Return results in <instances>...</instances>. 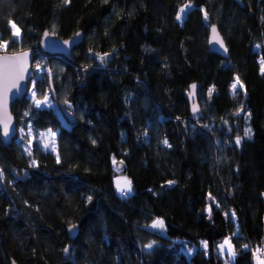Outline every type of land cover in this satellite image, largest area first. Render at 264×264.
<instances>
[{"label":"trees","instance_id":"1","mask_svg":"<svg viewBox=\"0 0 264 264\" xmlns=\"http://www.w3.org/2000/svg\"><path fill=\"white\" fill-rule=\"evenodd\" d=\"M240 1L0 0V43L35 53V100L48 94L75 121L27 95L11 105L18 130L56 133L55 153L36 141L25 152L26 136L0 140V264H226L224 240L230 264L253 263L264 234V0ZM212 25L226 59L208 49ZM44 32L82 42L69 57L43 53ZM157 220L164 234L149 228Z\"/></svg>","mask_w":264,"mask_h":264},{"label":"water","instance_id":"2","mask_svg":"<svg viewBox=\"0 0 264 264\" xmlns=\"http://www.w3.org/2000/svg\"><path fill=\"white\" fill-rule=\"evenodd\" d=\"M241 5L240 0H234ZM208 33V49L210 52L219 55L220 57L226 59L228 57L227 50L225 47L224 40L219 33V29L212 25L209 27ZM213 28H215V36L218 37L214 39ZM40 51L47 54H56L64 57H69L71 50L80 45L82 42V34L77 32L74 36L69 38V40H62L59 38L52 37L48 32H44L40 40ZM34 51L31 49L18 51L11 54H1L0 55V140L4 145H9L12 140L16 137L17 130L15 119L11 113V105L24 96L27 95L29 84L34 74L32 72V62ZM192 85L196 87L193 89ZM53 87L49 84V93L51 97H54ZM197 84H191L189 87L188 94L185 95L187 103L189 106L190 119L192 121H197L202 116L200 106L197 101ZM63 117L72 124L74 118L70 114L69 110H65L63 106H59ZM7 124V133H5L4 125ZM116 169H123L121 162L115 163ZM76 229L69 232V237L71 240L74 239L76 235ZM66 248L64 257L68 255ZM11 264H16L11 261Z\"/></svg>","mask_w":264,"mask_h":264},{"label":"rangeland","instance_id":"3","mask_svg":"<svg viewBox=\"0 0 264 264\" xmlns=\"http://www.w3.org/2000/svg\"><path fill=\"white\" fill-rule=\"evenodd\" d=\"M192 8V5H186V6H183L178 15H179V19L178 21L181 22L182 19L185 17V14ZM183 9V11H181ZM11 29L13 30L12 31V35H13V39L14 40H19V35H15V32H16V29L17 28H13L11 26ZM1 54H11V52H8L7 50V43H0V55ZM35 72L37 73V75L39 74L40 70L39 69H35ZM33 81L29 84V89H28V93H27V96L30 97L29 99H31L32 102H34L35 106L38 107V108H50V109H54L56 111V113L59 115V117H61L62 119V116H61V113L59 112L60 110H58L56 104L51 100L52 98H50V96L48 94L45 95V99H42V100H35V93L33 91ZM233 85H235V88L233 87V91H237V90H241L242 91V85L239 84V82L237 80H235L233 82ZM65 120H64V124H65ZM16 136H17V139H22L23 136H26L28 138V143L24 145V151L27 152V153H30L29 150H30V144L33 142V141H36V142H39V144L41 145V147L46 150V151H49L51 153H55V135L56 133L53 132V131H44V132H39L38 135H37V138H35V135L32 133V131L30 130L29 127H27V129H23V128H19V130L16 128ZM115 172H116V179L114 180V184H115V188L119 190V193H121V189L124 190L125 193H129L130 191L128 190V187H126V182L127 179H125V177L121 174L120 170L119 169H116L115 168ZM122 194V193H121ZM123 195V194H122ZM156 222V221H155ZM154 222V223H155ZM153 223V224H154ZM153 224H151L149 226V228L152 230V231H155L159 234H164L165 233V230H164V227L163 228H159V227H153ZM226 241V240H225ZM264 241V240H263ZM222 245V243H221ZM263 246V249H264V242L261 244ZM201 247L202 249L205 248V242H201ZM188 249V248H187ZM187 249H184L185 252H188ZM190 251V250H189ZM254 257L252 260H254L255 258L259 257H264L263 256H260L258 255L260 252H259V247L255 248L254 250ZM226 264H228L226 262Z\"/></svg>","mask_w":264,"mask_h":264},{"label":"crops","instance_id":"4","mask_svg":"<svg viewBox=\"0 0 264 264\" xmlns=\"http://www.w3.org/2000/svg\"><path fill=\"white\" fill-rule=\"evenodd\" d=\"M117 192L118 194L122 195L121 193H119L118 189ZM263 240H264V234H263ZM226 241L227 243H225V240L222 242L223 248H221L222 246L221 244L218 246V250H220L219 253L220 256L223 258V260L228 264H230L231 262H233V259L235 257V253H234L235 250H233L230 242L228 240ZM252 262H253L252 264H264V257L261 258L257 257L254 260H252Z\"/></svg>","mask_w":264,"mask_h":264},{"label":"snow or ice","instance_id":"5","mask_svg":"<svg viewBox=\"0 0 264 264\" xmlns=\"http://www.w3.org/2000/svg\"><path fill=\"white\" fill-rule=\"evenodd\" d=\"M181 11H183V9H182ZM177 18L179 19L180 17L178 16ZM12 27H13V28H16L15 24H12ZM215 31H216L215 28H213L214 39L218 38V37L215 36ZM15 35H19V30H18V29H16ZM192 87H193V89H194L196 86H195V85H192ZM233 87L235 88V85H233ZM210 94H211V92H210ZM7 127H8V126H7V124L5 123V125H4L5 133H7ZM245 134H246V135H249V134H250V129H249L248 131H246ZM165 143H167V141H165ZM237 143H239V138L237 139ZM125 186L128 187V190H129V191L131 190V189H130V182H126V185H125ZM121 193H122L123 195H126V194H127V193L124 192L123 189H121ZM89 199H90V197H89ZM153 227L163 228V227H164V223H163L162 220H157V221L153 224ZM225 243H227V241H225ZM148 247L151 248L152 245L149 244ZM205 247H207L206 242H205ZM221 248H223V245L221 246ZM229 251H231V250H229Z\"/></svg>","mask_w":264,"mask_h":264},{"label":"built area","instance_id":"6","mask_svg":"<svg viewBox=\"0 0 264 264\" xmlns=\"http://www.w3.org/2000/svg\"><path fill=\"white\" fill-rule=\"evenodd\" d=\"M264 241L262 240V242L260 243V245L258 246L259 247V254L258 255H260V256H263L264 255V249H263V246L261 245L262 243H263ZM257 247V248H258ZM252 252H251V259H253V257H254V251L253 250H251Z\"/></svg>","mask_w":264,"mask_h":264}]
</instances>
